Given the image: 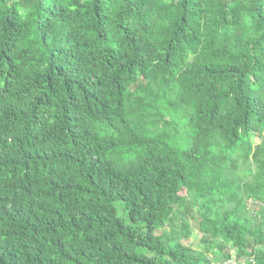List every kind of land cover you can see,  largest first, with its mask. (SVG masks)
Segmentation results:
<instances>
[{
  "label": "trees",
  "instance_id": "trees-1",
  "mask_svg": "<svg viewBox=\"0 0 264 264\" xmlns=\"http://www.w3.org/2000/svg\"><path fill=\"white\" fill-rule=\"evenodd\" d=\"M0 264H264V0H0Z\"/></svg>",
  "mask_w": 264,
  "mask_h": 264
},
{
  "label": "rangeland",
  "instance_id": "rangeland-1",
  "mask_svg": "<svg viewBox=\"0 0 264 264\" xmlns=\"http://www.w3.org/2000/svg\"><path fill=\"white\" fill-rule=\"evenodd\" d=\"M116 205L118 207L119 214L127 220V212H126V210H124L121 202H117ZM158 232L162 233V230H158ZM193 232H194V235H193L192 239L190 240V243H191V245L196 246L198 241H200V239H201V234L196 230H194Z\"/></svg>",
  "mask_w": 264,
  "mask_h": 264
}]
</instances>
